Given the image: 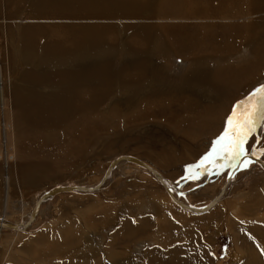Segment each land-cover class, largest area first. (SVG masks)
Listing matches in <instances>:
<instances>
[{
  "label": "rangeland",
  "instance_id": "obj_1",
  "mask_svg": "<svg viewBox=\"0 0 264 264\" xmlns=\"http://www.w3.org/2000/svg\"><path fill=\"white\" fill-rule=\"evenodd\" d=\"M1 1L4 4L9 0ZM38 1L39 0H21L20 2L19 0H14L13 4L17 5L14 7L16 13L12 14L11 18L9 17L12 13L10 11L11 9H9L11 6H7V9H4L1 5V19H6L9 21L8 23H12L14 26L17 25V22H15V24L14 21H19L18 23L23 25H36V23H39V25L43 23L52 25L54 21L51 20L43 21V23L41 22L42 20L38 22L32 21L34 19V15L31 13L30 9L32 4L37 5L36 3H38ZM151 1L150 3L152 5L157 2V0ZM190 2L191 0H188V3ZM110 9L113 12V17L112 15H108L109 17H103L99 22L101 23L102 20H104L105 22L103 21L101 23L102 25L113 26L110 30L109 40H116L115 48L113 47L112 42L109 46L108 44L105 46L99 45L97 48L99 50L103 47V49L107 48L106 51L108 57L110 58L113 54L110 58L111 62H115L116 57L119 59V56L124 53L126 58H124L123 61L120 60L121 66L131 65L132 61H134L135 58L138 60L140 56L141 59L147 58L148 60H153L152 68L155 70L159 68L157 71L161 75L158 73L155 74H158L161 77L163 76V79L161 80L160 78V81L158 82L148 79L147 82L144 83L145 85L137 84L133 87L120 88L123 90V93L115 95L116 97L114 99L112 98V101L107 102L108 107L106 106V111H104L103 114L100 113L99 116H105V118L109 120L111 119L109 113H111L112 109H116L119 113L125 112L128 108L129 111H131L136 104H140L139 102H142V97L144 101L145 99L150 98V96L154 97L157 96V94L160 96L164 93V95L167 96L170 95L172 91H178L180 89L179 92H176V95L179 93L180 96H192L194 94H198V96L202 95L197 99V108L202 112L207 111V114H205L207 116V120L214 121L216 123H213L210 127L209 134L211 136H209L207 132H204L203 134L200 132L201 136L198 135L195 140H190L191 137L186 135L184 132L182 133V130L177 131L173 129L171 130L173 136H168L169 144L160 143V145L155 143L148 147L145 139H137L139 135L135 133L137 129H134L136 127L129 129L126 126L127 124L124 122L120 125H118V122L117 124L114 123L109 128L103 126L102 132L88 135L89 139L86 140V143L82 144V148H86L83 156L80 158H74V160H71V163L66 165L63 164L54 166V171L51 172L50 177L46 174V172H44V181L39 182L37 185H26V183L18 177L19 173L17 171L16 175L13 174V180L10 182L12 187L10 186L9 189L11 190H7V186L4 184L5 173H2L0 177V217L6 216L7 220L18 223L21 219L23 220L26 213L31 211V206H33L32 203H34L35 198L38 200L37 196L39 197L46 191L53 189V187L65 185L95 186L99 184L105 171L110 165H112L115 161L113 159H115L118 155H130L136 157L147 163L149 166L152 158L153 162L157 164L156 153L174 161V166H172L173 168L166 169V167H158V170L156 171L160 174L162 173V176L172 183L175 191L184 201L183 203L187 205H192L198 208L207 207L211 203L212 199L217 196L218 192L223 189L231 172V167L221 168L220 164L222 162H217L216 165H207L203 169H197L199 175L196 177L193 176L189 169L191 166L199 164L205 156L212 152L214 142L225 131L226 121L231 115L234 105L248 97L255 89L264 85V67L260 66L262 56L257 53L258 50H261V46L264 47V4H254L251 11L257 18L256 20H261V22H263V24L261 23L258 26L260 29L259 31L262 32L252 36L247 43L241 42V46L233 51L229 55L230 57H227V55H220L213 61H208L207 57L213 56H211V54L206 55L200 53L197 55H188V59L184 58L183 60V58L180 57L176 51L171 53V58L174 59L176 64L181 67L183 66V62L184 64H187V66L188 64L191 66V64H195V60L202 59L205 64H202L200 67V71L198 72L200 75L198 76H204L206 77V80H210L209 76L211 74V68H214L213 71L217 74L222 73V75L225 71H230V73H242L245 70H250L246 82H239L237 79L235 84L236 87L223 90L215 89L214 87L209 88V85L203 81H197L201 86H204L200 90H196L191 86L187 87V82H184L185 84L182 82L186 74L188 75L192 72L190 68L189 71L186 72L184 78L182 76L180 79V86L182 85L181 87H173L174 85L171 81L167 84L164 79L166 75H169L170 70L173 69L166 67L165 63H169L170 59L165 61V63H162L164 60H161V63H159L153 59L155 58V53L152 51L149 54L142 55L138 52H132V50L127 47V44H125L126 46L121 45L124 40H130L131 42V39H134L133 46L138 49L140 46H137V42L139 41V31H137V27L142 26L145 22H157L155 24L159 26L161 25L164 29V25L167 24V22L161 21L162 23H160L157 20L155 21V19L159 16L153 18L152 16H154V13L152 10L151 12L153 14L151 12H144L145 14L143 13L133 18L130 17L131 15L127 16L126 14H123L118 8ZM5 10H9L10 12L8 11L6 14L3 12ZM53 12L54 11H50L49 14H52ZM2 13L4 15H2ZM7 17L9 18L7 19ZM38 18L41 19L40 17ZM3 30L5 31V27ZM13 30H15L14 27L11 28V35L13 34ZM160 31L159 27L157 31L155 30L151 32V34L153 33L151 36L154 38H152V40L157 42L162 40L164 41V32L161 31V33ZM16 32L18 34V30H16ZM17 34L13 35L15 36ZM154 34H156V36ZM11 35L8 36L7 32L5 33V36L7 37L5 38V44L10 51L13 46H17L13 45L12 40L15 39L13 37L11 40ZM38 36L39 38H44H42L41 41H39V39L38 41L35 40L36 44L43 45V42L48 40V38H45V34H39ZM52 40L57 39L54 38ZM172 48L174 49V46H172ZM95 53L101 54L99 51H95ZM82 54L83 53H78L77 55ZM246 54H248V56H246ZM83 56L86 58L85 55ZM10 57L7 69L11 71L17 68L18 61H15L12 55H10ZM131 57L132 59L130 60ZM204 57L206 58L207 63L204 61ZM155 64L157 68L154 67ZM66 65V60H63L62 64L58 63L57 65H50V67L51 69L55 68L52 72L66 71L67 68L64 67ZM161 68L165 69V72H163ZM82 69L85 70L86 67H82L81 70ZM181 69H183V67ZM74 70H76V68ZM19 71L14 74V77L16 76V79L18 80L22 77L20 75L19 78L17 75L19 74ZM36 71L42 73L49 72L51 70H44L43 67H40ZM84 73H77L78 75L76 74L77 76L74 78L81 80V77L84 76L83 78L85 79L86 74H89V71ZM115 73L116 72L112 74ZM173 73L171 72L170 74ZM179 75L181 74L179 73ZM116 77H118L116 74L113 75V78L117 79ZM147 77L143 76V79ZM198 83H195L197 87H199ZM119 84L121 83L119 82L118 85ZM83 86L89 88L90 86H93V84H90L89 86L88 83H86ZM142 90L143 92H140ZM84 95L85 93H81L76 102L77 104H85L79 106L87 107L89 105L87 104L89 99L84 97ZM172 96L174 100H179L178 95L175 96L174 94ZM137 98L139 99L137 100ZM81 99L82 101H80ZM128 100L129 104L127 103ZM134 100H137V102ZM121 102L123 103V106L119 105ZM176 123L177 129H184L185 126L181 124L180 119H177ZM121 125L123 127H121ZM217 127L219 128L217 129ZM84 130L85 128H83V132ZM1 136L2 135L0 134V139ZM98 138L101 143L97 145V150L96 143L94 142L98 140ZM133 139L136 141L134 142ZM188 139L190 141H188ZM124 145L125 147H123ZM247 145L246 148L249 149L250 153L252 150H256V156H259L264 160V155L259 154V149L264 148L263 136H260L257 132L249 139ZM186 147L189 148V151L192 150L191 152L194 153H189L187 151L188 148ZM89 148L91 150H89ZM153 148L155 149V152H153ZM56 150L57 148L54 147V151ZM88 150L90 153H88ZM182 151H184V153L187 152V156H185L186 154L182 155L180 153ZM177 152L178 154L176 155ZM62 155H64L63 152H61V156ZM180 158H183V160L189 159V161L182 162V160L180 163L178 162ZM17 163L18 162H13V168H16ZM0 164L1 170L3 171V157L1 155ZM123 164L117 167V175L114 177L111 184L104 186L98 192L62 193L53 197L41 212L37 221L34 222V225L35 223L36 225L34 226L35 228L31 229L32 231H27V233H17L16 231L8 230L0 231V264H10L6 262L7 255L8 257L13 256L16 259L17 263L13 264H48L47 259L40 261V263H37L36 260L33 261V263L28 259V254H32L34 252L38 253V251L41 253L44 251V248L40 245V243H44L42 238L45 236L56 240L58 239L60 241L62 236L58 235L59 232L56 230L57 226L60 225H63L66 229L67 235H64L63 237H68L70 243L68 242L67 247L66 243L63 245L54 243L55 249L57 248V251H55L59 252V254L56 256L53 264L54 262H56L55 264H95L97 259L99 264H242L245 261H249V255L245 250V245L241 247V245L238 244L239 242L235 243L237 240L235 235L237 233L234 234L236 227H239L237 230L239 238L247 236L249 239L250 246L253 248L251 249L252 252L253 250H256L255 252L259 253L260 251L261 254H264V172L257 164L251 163L247 168H240L230 196L222 204L211 210V212L205 214H196L191 211L183 210L171 200L165 191L166 189H164L157 179L153 178L151 175L143 171V169L138 168L132 163ZM49 166L51 165H46V167ZM47 177H49L48 180L45 179ZM7 193H9L10 197L8 200ZM14 193H18L19 196ZM12 196L16 197L14 198ZM225 202L226 206L224 207L223 204ZM6 205L8 209H6ZM220 208L222 211H219ZM210 216L215 217V220L212 223L208 222V218ZM223 216H225L226 219L222 220ZM170 220L172 221L170 222ZM172 222L175 223L172 224ZM58 223L60 225H58ZM231 226H233V228ZM163 230L165 231L163 232ZM71 244L74 247L71 246ZM172 251H174L173 255ZM181 251L185 252V254L186 252L189 253H187L185 261H182V257H185V254H182ZM80 254H82V256ZM156 255L159 260L156 258ZM171 256L173 259L171 258L170 261L169 258Z\"/></svg>",
  "mask_w": 264,
  "mask_h": 264
},
{
  "label": "bare ground",
  "instance_id": "obj_2",
  "mask_svg": "<svg viewBox=\"0 0 264 264\" xmlns=\"http://www.w3.org/2000/svg\"><path fill=\"white\" fill-rule=\"evenodd\" d=\"M13 1L14 0H9L3 4V2L0 0V6L2 5V8L7 9V6H11L9 8L12 12L9 16L10 18L12 14L16 13L14 7L17 5L13 4ZM19 1L21 2V0ZM150 1L151 0H39L38 3H36L37 5L32 4L30 10L35 19H33L32 21L38 22L42 20L41 22L43 23V21L51 20L54 21L52 25L45 23L41 25H39V23H36V25H23L18 23L19 21H14V23L17 22V25L14 26L12 23H8L9 21H7L6 19H1L0 13V134L2 135L0 139V155L3 157V171L0 167V177L2 173H5L4 184L7 186V190L11 186L10 182L13 180V174L16 175L17 171L19 173L18 177L21 178L20 180H23L26 185H37L39 184V182L44 181V172H46V174H48V176L50 177L51 172L54 171V166L63 164L66 165L68 163H71V160H74V158H80L81 156H83L86 148L83 149L82 144L86 143V140L89 139V134H98L103 131V126L109 128L114 123L117 124V122L118 125L123 122L126 123V126L129 129H131L132 127H136L134 129H137L135 133L139 135L137 139H145L147 142L146 145H148V147L155 143L167 144L169 140L168 136H173L171 132V130L173 129L177 131L182 130V133L184 132L186 133V135L191 137L190 140H195L197 136L200 135V132L202 134L204 132H207V134H209L210 127L215 122L207 120V116L205 115L207 114V111L202 112L197 108V99L202 95L198 96V94H194L192 96H180L179 93L177 94L179 100L176 101L173 99L172 95L175 94V96H177L176 92L180 91L179 88H177L179 89L178 91H172V93L170 92L171 94L167 96L164 95L165 93L160 96L157 94V96H150V98H147L144 101L142 97V102H139L140 104L135 103L136 105L131 111H129L128 108V110H126L125 112L119 113L116 109H112L111 113H109L111 116V119L109 120H107L105 116H99L100 113L103 114V112L106 111V106L108 107L107 102L112 101L116 97L115 95L123 93V90H121L120 88L133 87L137 84H144L148 79H151L155 82L160 81V78L161 80L163 79V76L161 77V74L157 71L159 70V68L157 70L152 68L153 60L151 61L147 58L141 59L140 55V58L138 60H136L135 58V60L132 61L131 65L121 66L120 62L123 61L124 58H126V55H124V53L119 56V59L116 57L115 62H111L110 58L113 54L109 58L106 51L107 48L103 49V47L101 48V50H99L97 47L99 45L105 46L106 44H108L109 46L112 42V45L115 48L116 40H109L110 30L113 26H104L101 24L104 20H102L101 23L99 21L103 17H109L108 15H112L113 17V12L110 8H118L120 12L126 14L127 16L131 15L130 17L133 18L137 15L143 14L144 12H151L152 10L154 13V16H152L153 18L159 16L157 19H155V21L157 20L160 23L167 22V24L164 25V29L161 25H156L155 23L157 22H145V24H142V26L136 28L137 31H139V41L137 42V46L140 47L138 48L136 46L138 49L133 46L134 39H131V42L130 40H124L121 45L126 46L125 44H127V47H129L132 52H138L142 55L149 54L152 51L155 53V58L153 59H155L159 63H161V60H164V62L162 63H165V61L170 59V62H166L165 64L166 67L173 69L170 70V73H174H169V75H166L164 80L167 84L169 83V81H171V83H173L174 85L173 87L182 86H180V79L182 78V76L184 78L186 72L189 71L190 68L192 72L188 75L186 74L182 82H187V87L191 86L196 90H200L204 86H201L197 81H203L209 85V88L214 87L215 89L220 90L231 89L233 87H236L235 84L237 79L239 80V82H246L250 70H245L242 73H230V71H225V73L222 75V73L217 74L213 71L214 68H211V74L209 76L210 80H206V77L198 76L200 75L198 74V72L200 71V67L202 66V64H205L202 59L195 60V64H191V66L190 64H188L187 66V64H184L183 62V69H181L182 67L178 66L176 64V61L171 58V53L173 51H176V53L179 54L180 57L183 58V60L184 58L188 59V55H197L200 53L206 55L211 54V56L213 57H207L208 61H213L217 56L220 55H227V57H230L229 55L239 46H241V42L247 43V41L250 40L252 36L262 32L259 31L260 29L258 28V26L261 23L263 24V22H261V20H256L257 18L254 14H252L251 11L254 4L262 5L264 4V0H191L190 3H188V0H157V2L155 1L156 3L154 5H152ZM8 11L5 10L3 12L7 14ZM50 11L54 12L52 14H49ZM2 15L4 14L2 13ZM9 17H7V19ZM38 17H40L41 19H39ZM4 27L5 31L3 30ZM12 27H14L15 29L12 31L13 34H17L16 30H18V34L15 36L13 34L11 35L10 33ZM159 27L160 30L164 32L165 37L164 41L162 40L163 42L152 40L153 37L151 35L153 33L151 34V32L155 30L157 31ZM6 32L8 36L11 35V40L14 37L15 40H12L13 45L18 46H13L11 51L5 44V38H7L5 36ZM39 34H45V38H48L47 41L43 42V45L36 44V41H38V39L39 41H41L42 38H44H39ZM154 35L156 36V34ZM54 38H56L57 40H52ZM172 46H174V49L172 48ZM260 48L261 50H258L257 53L261 54L262 56V62L260 66L264 67V47L261 46ZM95 51H99V53L101 54L95 53ZM78 53L83 54L77 55ZM10 55L13 56L15 61H18L17 68L11 71L7 69L9 58H11ZM83 55H85L86 58H84ZM246 56H248V54H246ZM131 59L132 57L130 58V60ZM63 60H66L67 62V65L64 66L67 68V70L52 72V70H54L55 68L51 69L50 65H57L58 63L62 64ZM204 61L207 63L206 58ZM84 66L86 67V69L81 70L82 67L85 68ZM40 67H43L44 70L47 69L51 71L39 73L36 70ZM154 67H156V64ZM75 68L76 70H74ZM164 70L165 69H162L163 72H165ZM17 71H19V74H17L19 78L20 75L22 76L19 80L16 79V76L14 77V74L17 73ZM86 71H89V74H86L85 79L83 78L84 76L81 77V80L74 78L78 75L77 73H84ZM114 72H116L115 74L118 76L116 77L117 79L113 78V75L115 74L112 73ZM155 73H158L160 75ZM179 73L181 75H179ZM142 75L144 77H148L143 79ZM118 78L120 81L118 80ZM119 82L121 84L118 85ZM86 83H88L89 86L90 84H93V86H90V89L84 87L83 85H85ZM195 83H198L199 87H197ZM153 87L155 88L154 85ZM140 92H143V90ZM81 93H85L84 97L89 99L87 101V104H89L87 107L79 106L85 104H77L76 102ZM138 99L139 98H137V100ZM137 100L134 101L137 102ZM80 101H82V99ZM127 103L129 104V100L127 101ZM119 105L123 106V103L121 102ZM177 119L181 120V124L185 126L184 129L176 128ZM121 127L123 126L121 125ZM83 128H85L84 132ZM218 128L219 127H217V129ZM257 132L264 138V131L258 128ZM209 136L211 135L209 134ZM190 140L188 139V141ZM135 141L136 140H134V142ZM94 143H96L97 147V145L101 143L100 139L98 138V140H96ZM54 147L57 148L56 151H54ZM123 147H125V145ZM89 150L91 149L89 148ZM89 150L88 153H90ZM187 151L189 153H194L191 152L192 150L189 151V148ZM61 152H63L64 155L61 156ZM153 152H155V149L153 150ZM180 153L182 155H185L187 152L184 153V151H182ZM177 154L178 152L176 153V155ZM156 155L157 164L153 162V158L151 159V163L156 167L151 163H149V166L147 163L141 161L140 159L139 160L143 162L146 167L129 161H120L113 167L112 165H110L105 171L101 182L95 186L65 185L53 187V189L62 187H79L95 190L88 192L81 190H72L70 192L68 191L63 193L98 192L104 186H108L109 184H111L114 177L117 175V167L119 165L123 163H132L138 168L143 169V171L157 180L158 178H156L152 173L154 171L158 173L162 178H164V184H162V182H160L159 180L158 181L164 187V189H166L165 191L167 192L171 200L180 208L196 214H205L211 212V210L222 204L230 196L232 187L236 182L237 173L240 170L239 167V170L233 176V180L231 181V183L228 181L225 182L223 189L218 192L217 196L212 199L211 203L207 207L198 208L183 203L184 201L175 191L172 183L165 177H163L162 173L160 174L156 171L158 170V167H166V169L173 168L172 166H174V161L165 158L159 153H156ZM185 156H187V154ZM120 157L123 156L118 155L113 160H117ZM257 157L261 160L262 163L253 161L252 163L260 166V169L264 172V160L259 156ZM182 160L183 158H180L178 162L181 163ZM186 161H189V159H184L182 162ZM13 162H18L16 164V168H13ZM46 165L51 166L46 167ZM111 167L112 169H110ZM109 171L110 174L107 175ZM49 177L45 179L48 180ZM51 190L46 191L39 197L37 196L38 200H36L35 198L34 203H32L33 206H31V211L28 212L29 214L26 213L23 220L21 219L18 223L7 220L6 216L0 217V231L8 230L16 231L17 233H27V231H32L31 229L35 228L34 226L36 225V223L34 225V222L37 221V218L41 215V212L44 210L46 205H48L50 200H52L53 197L62 194L59 193L55 195H47V193H49ZM16 195L19 196L18 193ZM8 199H10L9 193H7V200ZM38 203L40 204L39 206ZM7 205L6 209H8ZM223 206H226V202L223 204ZM36 207H38L37 210H35ZM221 208L219 211H222ZM223 219H226V217L223 216L222 220ZM214 220V216H210L208 218L209 223H212ZM171 221L172 220H170V222ZM59 223L58 225H60ZM173 223L175 222H172V224ZM9 225L16 226V228H10ZM231 227L233 228V226ZM238 228L239 227H236L234 232V234L237 233L235 235L236 239L238 240L237 241L235 239V243L239 242L238 244L241 245V247L245 245V250L249 255V261H245L242 264H264V254H261L260 251L259 253L255 252L256 250H253L252 252L251 249L253 248H251L249 243L250 241L247 236L239 238V234L237 232ZM56 230L59 232L58 235L62 236L61 240L59 241L58 239L56 240L54 238H48L47 236L43 237L42 240L44 241V243H40V245L44 248V251H42L41 253H39L38 251V253L34 252L32 254H28V259L31 260V262L37 260L36 262L40 263V261L47 259L48 264H53V261H55L56 256L59 254V252H56L57 248L55 249V244L59 243V245H63L66 243L67 247L69 238L66 236L63 237L64 235H67L66 229L63 227V225H60L57 226ZM164 231L165 230H163V232ZM71 246L73 245L71 244ZM182 251L181 253L185 254V252ZM173 252L174 251H172V255ZM187 253L188 252H186L185 257H182V261L186 260ZM80 255L82 256V254ZM171 258L172 256L169 258L170 261ZM6 262L10 264L17 263L16 259L13 256L8 257V255L6 258ZM55 263L56 262H54V264ZM95 264H99L98 259L97 261H95Z\"/></svg>",
  "mask_w": 264,
  "mask_h": 264
},
{
  "label": "snow or ice",
  "instance_id": "obj_3",
  "mask_svg": "<svg viewBox=\"0 0 264 264\" xmlns=\"http://www.w3.org/2000/svg\"><path fill=\"white\" fill-rule=\"evenodd\" d=\"M258 128L264 131V85L234 105L226 121L225 131L214 142L212 152L199 164L191 166L189 171L196 177L199 175L197 169L216 165L217 162H222L221 168H247L252 163L250 154L257 155V151L252 150L250 153L246 145ZM259 154L264 155V148L259 149Z\"/></svg>",
  "mask_w": 264,
  "mask_h": 264
},
{
  "label": "water",
  "instance_id": "obj_4",
  "mask_svg": "<svg viewBox=\"0 0 264 264\" xmlns=\"http://www.w3.org/2000/svg\"><path fill=\"white\" fill-rule=\"evenodd\" d=\"M250 160L251 161H253V162H260V163H262L261 162V160L257 157V156H255V155H251L250 154ZM120 161H129V162H132V163H137V164H139V165H142L143 167H146V165L143 163V162H141L139 159H137L136 157H131V156H123V157H120V158H118L117 160H115L114 162H113V164H112V167L115 165V164H117V163H119ZM112 167L110 168V169H112ZM238 170H239V166H237V168L236 169H233V168H231V172H230V174H229V177H228V182H230L231 183V181L233 180V176L236 174V172H238ZM153 173V175L156 177V178H158V180L160 181V182H162V184H164V178H162L158 173H156L155 171L154 172H152ZM110 174V171L108 172V174L107 175H109ZM229 183V184H230ZM72 190H75V191H77V190H81V191H86V192H88V191H93V190H95V189H88V188H70V187H62V188H55V189H53V190H51L49 193H47V195H55V194H59V193H63V192H70V191H72ZM40 204L38 203V206H39ZM38 209V207H36L35 208V210H37ZM9 227L10 228H16V226H13V225H9Z\"/></svg>",
  "mask_w": 264,
  "mask_h": 264
}]
</instances>
